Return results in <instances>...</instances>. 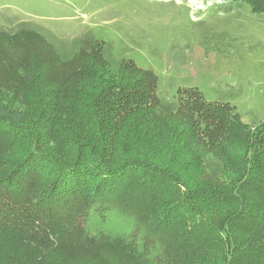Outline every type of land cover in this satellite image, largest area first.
I'll return each instance as SVG.
<instances>
[{"label": "trees", "instance_id": "obj_1", "mask_svg": "<svg viewBox=\"0 0 264 264\" xmlns=\"http://www.w3.org/2000/svg\"><path fill=\"white\" fill-rule=\"evenodd\" d=\"M38 55L0 53V264H61L44 254L93 241L132 264H264V123L192 88L162 103L131 61ZM48 237L33 259L16 251L15 238Z\"/></svg>", "mask_w": 264, "mask_h": 264}, {"label": "rangeland", "instance_id": "obj_2", "mask_svg": "<svg viewBox=\"0 0 264 264\" xmlns=\"http://www.w3.org/2000/svg\"><path fill=\"white\" fill-rule=\"evenodd\" d=\"M0 29L6 33L0 35V53L14 54L22 64L48 46L62 60L99 54L113 70L131 61L155 75L162 103L174 104L179 89L192 88L208 103L234 107L251 128L264 123V13L251 12L245 0H0ZM7 33L16 36L15 43ZM6 90L0 85V103ZM22 111L25 116L27 109ZM150 123L159 128L156 121ZM163 134L161 129L152 136L162 152ZM127 150L149 153L134 146ZM45 241L15 238L16 251L33 259L52 239ZM89 247L80 251L59 243L44 256L61 264L133 263L98 241Z\"/></svg>", "mask_w": 264, "mask_h": 264}]
</instances>
